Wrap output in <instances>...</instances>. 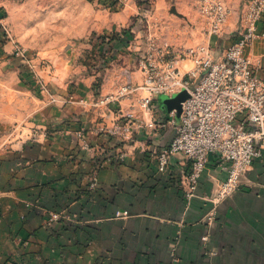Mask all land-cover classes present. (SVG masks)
<instances>
[{
	"label": "crops",
	"instance_id": "1",
	"mask_svg": "<svg viewBox=\"0 0 264 264\" xmlns=\"http://www.w3.org/2000/svg\"><path fill=\"white\" fill-rule=\"evenodd\" d=\"M228 1L232 20L214 36L217 47L231 42L247 0ZM258 29L264 33V14ZM245 52L264 77V36ZM152 105L158 116L170 117L157 98ZM107 121L79 115L53 136L0 145V264H264V153L241 176L240 188L213 209L210 197L225 177L213 156L189 200L184 156L175 154L168 172L158 168L156 154L175 134L171 123L164 119L154 147L137 142L115 149L98 132ZM56 208L74 219L47 224Z\"/></svg>",
	"mask_w": 264,
	"mask_h": 264
},
{
	"label": "rangeland",
	"instance_id": "2",
	"mask_svg": "<svg viewBox=\"0 0 264 264\" xmlns=\"http://www.w3.org/2000/svg\"><path fill=\"white\" fill-rule=\"evenodd\" d=\"M219 1L227 10L224 31L232 6ZM203 9L202 0H0V145L22 147L35 142V134L53 136L79 115L108 120L98 132L115 149L155 143L168 117L147 107L139 92L112 102L106 97L125 82L143 83L141 62L155 43L212 41V16ZM128 112L134 113L130 130L117 132L119 123H129ZM71 217L68 209L56 208L46 223Z\"/></svg>",
	"mask_w": 264,
	"mask_h": 264
},
{
	"label": "built area",
	"instance_id": "3",
	"mask_svg": "<svg viewBox=\"0 0 264 264\" xmlns=\"http://www.w3.org/2000/svg\"><path fill=\"white\" fill-rule=\"evenodd\" d=\"M202 2L204 12L212 16L210 34L222 35L225 6L219 0ZM263 14L264 0H247L231 42L221 47L212 41L186 48L155 43L141 62L143 83L125 82L115 95L106 97L112 102L143 91V103L150 108L161 94L172 96L188 90L190 96L183 102L180 118L176 111L169 112L168 123L174 126L175 134L169 144L158 150V168L168 172L171 158L181 153L187 162L185 194L191 200L213 156L225 171L216 193L210 197L213 209L240 188L241 176L264 153V77L245 52L264 36L258 29ZM125 117L129 123H119L117 132L130 130L134 113L128 112Z\"/></svg>",
	"mask_w": 264,
	"mask_h": 264
},
{
	"label": "water",
	"instance_id": "4",
	"mask_svg": "<svg viewBox=\"0 0 264 264\" xmlns=\"http://www.w3.org/2000/svg\"><path fill=\"white\" fill-rule=\"evenodd\" d=\"M190 96L188 90L183 89L180 92L175 93L174 95L170 96L167 94H161L158 97V100L162 107L166 109L167 112L176 111V115L180 118L182 109H183V102Z\"/></svg>",
	"mask_w": 264,
	"mask_h": 264
}]
</instances>
